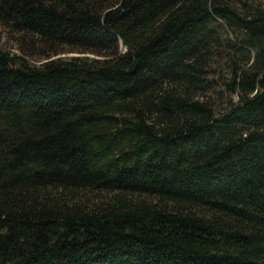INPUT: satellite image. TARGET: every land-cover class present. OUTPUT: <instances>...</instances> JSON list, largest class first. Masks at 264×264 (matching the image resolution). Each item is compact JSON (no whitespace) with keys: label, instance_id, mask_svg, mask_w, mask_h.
Returning <instances> with one entry per match:
<instances>
[{"label":"trees","instance_id":"obj_1","mask_svg":"<svg viewBox=\"0 0 264 264\" xmlns=\"http://www.w3.org/2000/svg\"><path fill=\"white\" fill-rule=\"evenodd\" d=\"M0 24V264H264V0H0Z\"/></svg>","mask_w":264,"mask_h":264},{"label":"rangeland","instance_id":"obj_2","mask_svg":"<svg viewBox=\"0 0 264 264\" xmlns=\"http://www.w3.org/2000/svg\"><path fill=\"white\" fill-rule=\"evenodd\" d=\"M14 33L0 24V49L22 54L23 50L19 47V43L16 42L17 35ZM24 55L26 56V54Z\"/></svg>","mask_w":264,"mask_h":264}]
</instances>
